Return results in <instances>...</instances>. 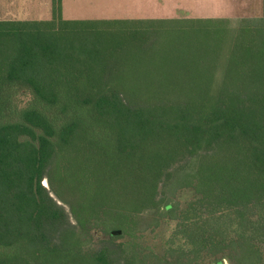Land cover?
I'll use <instances>...</instances> for the list:
<instances>
[{"label":"trees","instance_id":"1","mask_svg":"<svg viewBox=\"0 0 264 264\" xmlns=\"http://www.w3.org/2000/svg\"><path fill=\"white\" fill-rule=\"evenodd\" d=\"M52 12L0 21V264H120L113 246L74 248L69 214L120 228L187 161L190 198L164 205L177 258L260 262L264 23L233 32L216 84L221 18L63 20L60 0ZM54 176L78 209L52 196Z\"/></svg>","mask_w":264,"mask_h":264},{"label":"rangeland","instance_id":"2","mask_svg":"<svg viewBox=\"0 0 264 264\" xmlns=\"http://www.w3.org/2000/svg\"><path fill=\"white\" fill-rule=\"evenodd\" d=\"M234 12V16L230 15L231 17H190L184 14L179 15L180 18H221L223 23L229 28V32L221 37L223 43H221V48L219 49L220 55L216 58L214 64L216 84L221 80L224 73L227 55L232 46L233 32H236L237 28L245 24V22L264 23V6L252 8L244 6L240 11L235 10ZM113 27L115 28V26ZM183 165L182 167L177 166L178 168L173 171L172 176L165 183H160L155 200L157 205L136 213L126 209L128 214H126L125 222L123 221V226L120 228L114 227V225L118 224H110L113 221H108L107 219L103 221V224L95 222L92 224L85 215L80 216L77 213L81 218V223L78 222L74 215L70 213L69 202L71 201L77 208L79 195L72 196L66 181L61 177L54 176V188L60 191L61 196H57L53 191H51V194L58 203L69 211L70 221L75 224V245L73 247L89 252L103 245L113 246L120 254V264H209L205 259L198 257L195 260L185 254L178 259L176 253L172 251V245H170L169 235L175 227V220L168 211L164 210V205L167 202L182 204L191 195L186 184L191 182L195 162L187 161ZM43 184L49 188L47 179L43 180ZM115 230H119V233H112ZM260 248L264 254V243L260 245ZM223 262L224 264H250L251 260L238 255L232 259V262L227 259H223ZM256 264H264L263 256L261 261H257Z\"/></svg>","mask_w":264,"mask_h":264},{"label":"crops","instance_id":"3","mask_svg":"<svg viewBox=\"0 0 264 264\" xmlns=\"http://www.w3.org/2000/svg\"><path fill=\"white\" fill-rule=\"evenodd\" d=\"M244 6L263 7L264 0H60V16L93 21H139L180 14L231 17ZM52 14V0H0V21L49 20Z\"/></svg>","mask_w":264,"mask_h":264},{"label":"water","instance_id":"4","mask_svg":"<svg viewBox=\"0 0 264 264\" xmlns=\"http://www.w3.org/2000/svg\"><path fill=\"white\" fill-rule=\"evenodd\" d=\"M112 233H119V230L112 231Z\"/></svg>","mask_w":264,"mask_h":264}]
</instances>
